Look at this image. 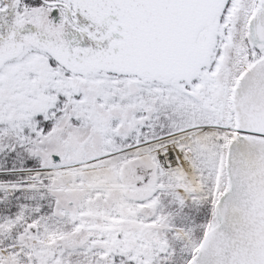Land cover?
<instances>
[{
	"label": "snow or ice",
	"instance_id": "1",
	"mask_svg": "<svg viewBox=\"0 0 264 264\" xmlns=\"http://www.w3.org/2000/svg\"><path fill=\"white\" fill-rule=\"evenodd\" d=\"M0 264H264V0H0Z\"/></svg>",
	"mask_w": 264,
	"mask_h": 264
}]
</instances>
